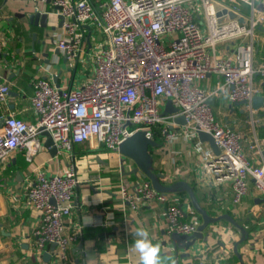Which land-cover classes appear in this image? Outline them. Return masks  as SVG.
<instances>
[{
	"label": "built area",
	"instance_id": "built-area-1",
	"mask_svg": "<svg viewBox=\"0 0 264 264\" xmlns=\"http://www.w3.org/2000/svg\"><path fill=\"white\" fill-rule=\"evenodd\" d=\"M58 7L64 35L56 49L74 69L89 44L90 75L77 88H57L40 75L30 81L29 103L34 122L13 114L1 117L0 162L15 152L31 161L47 133L57 155L69 154L70 165L60 173L38 172L26 193L28 206L38 216L33 236L37 257L54 244L51 264H67L70 247L80 240V227L64 224L72 214L78 178L73 163L75 145L88 143L98 150L119 152V146L136 132L153 141L171 144L191 141L205 172L217 184L228 183L231 201L239 205L248 192V179L264 197V161L254 165L246 158L242 132L223 126L208 100L224 97L228 104L245 102L252 121V98L260 94L256 78L264 81V62L254 61L256 30L264 24V3L255 0H42ZM216 4L222 6L216 9ZM229 4L245 5L244 19ZM228 11L239 17H228ZM202 16V21L197 16ZM96 36L100 38L98 42ZM92 46V47H91ZM209 76L219 82L203 85ZM10 87L0 76V110ZM176 109L164 115L167 102ZM182 117L184 124L175 120ZM209 134L220 155L199 142L197 132ZM257 139L250 149L257 153ZM121 203L134 210L139 204L164 206L166 235L190 236L198 223L186 221L179 204L157 192L149 180L119 185ZM219 264L221 260L217 259Z\"/></svg>",
	"mask_w": 264,
	"mask_h": 264
},
{
	"label": "crops",
	"instance_id": "crops-1",
	"mask_svg": "<svg viewBox=\"0 0 264 264\" xmlns=\"http://www.w3.org/2000/svg\"><path fill=\"white\" fill-rule=\"evenodd\" d=\"M262 8L264 0H255ZM234 6L244 19L249 8L242 4ZM216 9L222 6L216 4ZM38 12L46 19H29ZM55 6L42 0H0V76L10 87L6 106L0 110V120L13 114L25 122H34L31 110L30 81L41 66L40 75L58 88H77L92 72L83 75L89 65V44L74 69L55 47V40L64 35ZM228 17H239L228 11ZM202 21V16L196 17ZM254 41V61L264 62V24L256 30ZM92 47V46H91ZM219 82L216 76H209L203 85L213 89ZM260 88L258 96L264 97V81L256 78ZM216 119L229 128L242 132L245 136L243 149L250 163L256 165L264 161V104L253 110L258 129L250 130L249 112L243 104L230 105L224 97L211 99ZM251 128V127H250ZM257 139L263 144L260 153L250 149ZM46 137L41 140V148L31 161L23 152H15L9 159L0 162V264H51L37 257L33 248L34 228L38 216L26 202V193L35 181L38 172L47 175L63 172L69 165V154L52 157L49 148L44 146ZM156 146L149 147L152 172L162 176L161 182L170 185L183 182L189 185L196 200L211 218L229 216L245 230V240L234 246L240 233L227 220L207 226L203 238L189 248V257L178 250L175 254L173 243L165 232L164 206L139 204L134 210L121 203L119 185L121 182L133 185L141 177H124L121 171L123 160L120 152L105 149H92L88 143L75 145L73 163L76 168L78 185L73 197L71 216L65 226L72 231L80 227V240L72 245L67 254V264H139V253L133 247L137 238L134 233L138 227L145 228L149 239L159 246V264H264V197L255 192L253 182L248 179V192L239 205L231 201V188L228 183L217 184L205 172L204 162L195 154L193 143L177 139L166 144L161 138L153 140ZM125 171L133 168L125 162ZM176 200L183 211V218L202 224L200 215L193 208L188 195L181 190L167 193ZM51 245L46 253L51 256ZM177 257V258H176Z\"/></svg>",
	"mask_w": 264,
	"mask_h": 264
},
{
	"label": "water",
	"instance_id": "water-1",
	"mask_svg": "<svg viewBox=\"0 0 264 264\" xmlns=\"http://www.w3.org/2000/svg\"><path fill=\"white\" fill-rule=\"evenodd\" d=\"M55 9L58 11L59 8L55 7ZM40 19L41 24L46 19L45 15H40L38 12H35L33 15L29 16V19ZM60 20V24L63 23V18L59 15L58 16ZM56 54H58V50L55 51ZM54 83L56 84V87L59 86L56 83V76L53 79ZM208 104H212V100H208ZM241 104H246L245 102H242ZM264 104V97L255 96L252 98L250 107L252 110L260 109ZM176 109H174L171 106V103L168 101L166 103L165 109L163 111L164 115L175 113ZM179 124H184L185 120L182 117H178L175 120ZM2 121H0L1 124ZM44 136L46 137L44 146L46 148H49V153L52 157L57 155V149L53 146V143L51 141L50 136L47 133H44ZM197 138L199 142L202 144H205L213 153L215 157H218L220 155L219 150L217 146L215 145L212 137L209 134H206L204 132L198 131L197 132ZM156 144H154L153 141L148 140L143 132H136L132 136L128 137L126 140H124L121 145L119 146V152L123 156V160L121 163V171L123 172L124 177H133L138 178L141 177L142 179H147L152 184L153 188L160 193H170L174 192L176 190H181L182 192H185L190 202L193 206V208L196 210V212L200 215V218L202 220V224L198 226L197 231L193 233L190 236L185 235H179V234H171L169 236L170 241L173 243V249L175 254L178 253V250L184 251L185 254H182L180 257L186 258L189 257V254H187V251L190 247L194 245V243L197 240H201L203 238L202 232L203 230L214 223H217L221 219H225L229 221L234 228L240 233V241L235 244L234 246V252L237 253L236 249L238 244L243 242L245 240V230L238 225L232 218L229 216H221L218 218H211L209 217L203 208L200 207L198 204L196 197L194 195L193 189L183 182H174L170 185H164L161 182L162 176L160 174H154L152 172V160L149 155V147H154ZM262 156L264 157V150L262 151ZM125 162H130L133 165V168L129 171H125L124 164ZM55 247L54 244L51 245V250H53ZM177 258V257H176ZM43 261L48 262L50 259V255L48 253L43 254L42 256Z\"/></svg>",
	"mask_w": 264,
	"mask_h": 264
},
{
	"label": "clouds",
	"instance_id": "clouds-1",
	"mask_svg": "<svg viewBox=\"0 0 264 264\" xmlns=\"http://www.w3.org/2000/svg\"><path fill=\"white\" fill-rule=\"evenodd\" d=\"M137 237L133 247L139 253V264H159V246L149 239L148 231L138 227L134 233Z\"/></svg>",
	"mask_w": 264,
	"mask_h": 264
},
{
	"label": "rangeland",
	"instance_id": "rangeland-1",
	"mask_svg": "<svg viewBox=\"0 0 264 264\" xmlns=\"http://www.w3.org/2000/svg\"><path fill=\"white\" fill-rule=\"evenodd\" d=\"M237 6H238V5H237ZM242 6H243V5H242ZM238 7H239V6H238ZM97 38H98V39H97ZM96 39H97L98 42L100 41V38L97 37V36H96ZM86 65H87V66L89 65V68L86 67V70H85V71H83V67H82V69L80 68L79 70H76V72H77V73H81V74H83V75H86V73L90 72V65H91V64H90V62L87 61V62H86ZM70 68H71V67H70ZM71 69H72V68H71ZM90 75H92V73H91ZM252 117H255V115L252 116ZM255 119H256V118H253L254 121H252L251 118H250V116H249V118H248V120H249V122H250V125H249V126L251 127V128L249 127V129H250V130L252 129V130H254V131H255V130L257 131V129H258L257 123H258V122L255 121Z\"/></svg>",
	"mask_w": 264,
	"mask_h": 264
}]
</instances>
